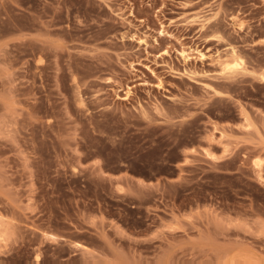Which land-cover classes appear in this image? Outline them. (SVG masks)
Segmentation results:
<instances>
[{
	"label": "rangeland",
	"instance_id": "obj_1",
	"mask_svg": "<svg viewBox=\"0 0 264 264\" xmlns=\"http://www.w3.org/2000/svg\"><path fill=\"white\" fill-rule=\"evenodd\" d=\"M0 264H264V0H0Z\"/></svg>",
	"mask_w": 264,
	"mask_h": 264
},
{
	"label": "bare ground",
	"instance_id": "obj_2",
	"mask_svg": "<svg viewBox=\"0 0 264 264\" xmlns=\"http://www.w3.org/2000/svg\"><path fill=\"white\" fill-rule=\"evenodd\" d=\"M238 60L240 61L241 59L239 58ZM238 60L237 59H233V61L231 60V62L228 61V65H230V68L238 67L240 65V63L242 62V60H241V62H239ZM231 66H233V67H231Z\"/></svg>",
	"mask_w": 264,
	"mask_h": 264
}]
</instances>
